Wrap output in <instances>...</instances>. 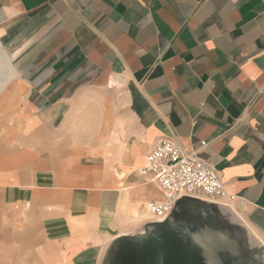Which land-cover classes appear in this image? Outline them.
<instances>
[{"label":"crops","instance_id":"crops-1","mask_svg":"<svg viewBox=\"0 0 264 264\" xmlns=\"http://www.w3.org/2000/svg\"><path fill=\"white\" fill-rule=\"evenodd\" d=\"M0 45V264H100L165 138L264 247V0H0Z\"/></svg>","mask_w":264,"mask_h":264},{"label":"rangeland","instance_id":"rangeland-1","mask_svg":"<svg viewBox=\"0 0 264 264\" xmlns=\"http://www.w3.org/2000/svg\"><path fill=\"white\" fill-rule=\"evenodd\" d=\"M178 209L163 220L147 214L141 231L107 247L100 264H264L263 245L234 205L188 201Z\"/></svg>","mask_w":264,"mask_h":264},{"label":"built area","instance_id":"built-area-1","mask_svg":"<svg viewBox=\"0 0 264 264\" xmlns=\"http://www.w3.org/2000/svg\"><path fill=\"white\" fill-rule=\"evenodd\" d=\"M142 173L149 175L163 194L161 200L147 205L152 219L168 216L184 198L225 206L236 203L237 198L227 192L213 166L197 152L181 148L172 138H165L154 146Z\"/></svg>","mask_w":264,"mask_h":264},{"label":"water","instance_id":"water-1","mask_svg":"<svg viewBox=\"0 0 264 264\" xmlns=\"http://www.w3.org/2000/svg\"><path fill=\"white\" fill-rule=\"evenodd\" d=\"M188 201H192V202H197V203H202V204H205L206 202L205 201H201V200H196V199H190V198H184V199H181L180 201L177 202L174 210H173V213H175L177 210H179L178 208L184 204L185 202H188ZM205 202V203H204Z\"/></svg>","mask_w":264,"mask_h":264},{"label":"bare ground","instance_id":"bare-ground-1","mask_svg":"<svg viewBox=\"0 0 264 264\" xmlns=\"http://www.w3.org/2000/svg\"><path fill=\"white\" fill-rule=\"evenodd\" d=\"M3 52V53H2ZM0 59L2 60L3 58L5 59V61H6V63L8 62V56H7V54H5L4 53V51H3V49H2V47H1V45H0ZM5 63V62H4ZM3 64V63H2ZM10 64V63H9ZM5 65V64H4ZM7 66V65H6ZM4 67V66H3ZM2 69V68H1ZM6 69V68H5ZM5 73V72H4ZM162 220H163V218H162Z\"/></svg>","mask_w":264,"mask_h":264}]
</instances>
